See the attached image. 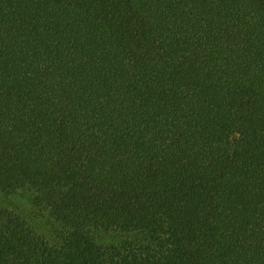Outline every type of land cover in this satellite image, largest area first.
Here are the masks:
<instances>
[{
  "label": "trees",
  "instance_id": "16d2710c",
  "mask_svg": "<svg viewBox=\"0 0 264 264\" xmlns=\"http://www.w3.org/2000/svg\"><path fill=\"white\" fill-rule=\"evenodd\" d=\"M0 264H264V0H0Z\"/></svg>",
  "mask_w": 264,
  "mask_h": 264
}]
</instances>
